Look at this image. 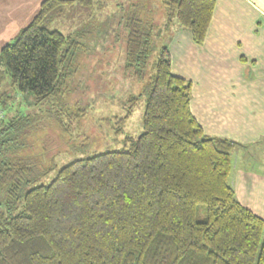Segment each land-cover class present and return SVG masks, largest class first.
<instances>
[{
  "label": "trees",
  "instance_id": "1",
  "mask_svg": "<svg viewBox=\"0 0 264 264\" xmlns=\"http://www.w3.org/2000/svg\"><path fill=\"white\" fill-rule=\"evenodd\" d=\"M154 1L117 0L126 66L140 73L158 27ZM156 1L166 26L174 18L203 44L214 0ZM93 3L104 6L41 1L0 48V105H14L4 85L37 100L58 91L78 42L46 24ZM152 66L137 140L64 165L48 184L30 186L32 162L18 158L11 133H0V264H264V221L229 183L235 143L203 133L189 109L191 85L172 75L165 45ZM200 205L204 221L196 219Z\"/></svg>",
  "mask_w": 264,
  "mask_h": 264
},
{
  "label": "rangeland",
  "instance_id": "2",
  "mask_svg": "<svg viewBox=\"0 0 264 264\" xmlns=\"http://www.w3.org/2000/svg\"><path fill=\"white\" fill-rule=\"evenodd\" d=\"M100 1L102 8L96 2L67 7L46 24L49 30L71 35L78 42L64 82L54 95L37 100L32 93L17 94L3 86L14 105H0V133H11L18 158L32 162L35 180L30 186L48 184L73 161L127 149L142 133L152 61L166 46V16L155 0L158 27L152 57L140 73L138 67L126 66L117 0ZM168 23L176 25L174 18ZM196 219H206L205 206L196 208Z\"/></svg>",
  "mask_w": 264,
  "mask_h": 264
},
{
  "label": "crops",
  "instance_id": "3",
  "mask_svg": "<svg viewBox=\"0 0 264 264\" xmlns=\"http://www.w3.org/2000/svg\"><path fill=\"white\" fill-rule=\"evenodd\" d=\"M42 0H0V45L10 43ZM202 45L170 24L172 75L191 85L190 112L206 136L227 138L236 200L264 221V0H214Z\"/></svg>",
  "mask_w": 264,
  "mask_h": 264
}]
</instances>
